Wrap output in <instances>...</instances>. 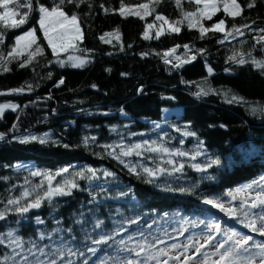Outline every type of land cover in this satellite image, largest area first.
<instances>
[{"label": "trees", "instance_id": "16d2710c", "mask_svg": "<svg viewBox=\"0 0 264 264\" xmlns=\"http://www.w3.org/2000/svg\"><path fill=\"white\" fill-rule=\"evenodd\" d=\"M56 2L38 0L48 7ZM250 2L237 0L242 9L239 17L226 16L221 6V11L211 20L202 23L210 28L225 19L226 31L234 25L244 24L255 30L264 29V0H256L255 7L249 9ZM36 3L34 0V7ZM141 3H148L150 9H155L144 19L122 17L119 14L121 0H76V3L64 5L69 16L77 15L82 31L83 39L76 51L90 58V62L81 68L68 66L66 61L63 67L56 63L39 31L38 12L33 11L28 23L20 28H7L0 22V33L5 37L4 43L0 44V53L5 56L15 43V37L29 28L37 29L36 35L44 48L43 55L28 67L20 68L18 61L0 63V93H4L0 94V101H13L18 106L0 117V134L4 135L0 139V209L9 198L20 196L25 187L32 188L43 182L44 190H47L45 178L32 176L33 171L55 174L69 168L67 178L71 179V173L81 168L96 169L98 178L91 182L94 191L99 193V186L103 185L107 189L106 195L111 197L101 196L97 203L89 205V192L93 189L89 188V181L79 180L84 191L77 189L71 196L54 197V205L44 202L40 209H32L23 217L9 213L0 220V233L14 230L25 249L33 242L40 247L59 246L63 242L66 248L85 252L86 244L92 246L85 241V232L92 231L95 219L104 221L105 233H110L117 223L136 220V223L125 224L127 232L115 239H126L127 236L138 239L137 234L143 232L150 239L159 237L163 240L165 244L160 246L181 245L189 237H201L206 234L209 223L219 224L221 235L235 230L264 241V237L251 233L236 218L204 203L205 197H218L226 206L238 205L239 201H231L228 193L264 177V114L259 111L264 107V71L250 62L239 65L228 60L234 52L244 53L246 58L251 52L253 58L264 60V41L257 43L260 33L244 29V35H229L225 39L224 32L213 31L201 39L198 29L189 30L185 21L179 34L165 31L157 39L155 32L161 25L155 19L157 14L175 21L181 18L182 12H194L196 5L191 0H181L180 7L175 0H162L159 4L150 0H123L126 7ZM25 10L19 11L22 14ZM140 11L143 15V10ZM147 24L155 27L148 30L150 38L144 39ZM105 33H112L105 37L110 43L100 39ZM185 44L191 51H185ZM176 45L180 47L170 54L173 63H178L176 56L187 59L196 55L197 59L179 68L166 64L163 53ZM199 49L204 52H198ZM144 53L147 55H142ZM59 56L63 60L66 58L65 53ZM5 67L10 70L5 72ZM208 68L212 69L211 74ZM61 79L64 82L57 86ZM28 85L32 86L31 91ZM201 87L216 92L199 97L194 95ZM18 88H24V91H10ZM233 95L241 98L240 102L228 103ZM167 108H179L180 113L167 120L164 129L159 130L156 122L162 118L161 111ZM252 108L258 109L255 114L250 110ZM185 131L195 135L185 136ZM45 134L48 135L45 144L20 142L26 136L42 137ZM85 137H95V140L85 144ZM145 140L163 143L172 151L179 150L188 155L170 157L144 152L143 156H137L133 152L123 157L124 164L108 155L113 149L120 154L117 145L130 148ZM106 145L113 147L106 149ZM197 151L201 155L192 159ZM148 156L152 159H146ZM168 159H173L176 166L183 164L184 167L182 172L157 177L159 186L147 183L142 175L138 177L125 167V164L136 165L140 170L141 164L159 165L171 170ZM213 159H219L220 163L204 171L192 167L194 164L204 167ZM105 170L114 173L115 178L105 177ZM63 178L57 176L53 185ZM164 185L174 189L190 188L191 191H164L161 190ZM121 192L127 195L120 197ZM23 205L24 201L21 202ZM37 216L43 224L36 223ZM81 219L87 221L83 228L75 223ZM56 221L61 223L57 225ZM56 227L65 231L53 233L52 240L47 236L43 241L39 240L41 232L48 233ZM69 228L72 229L70 234ZM7 245V240L0 244V257L11 254ZM112 255L114 249L103 244L95 255L85 252L83 258L74 259L80 264L84 260L100 264Z\"/></svg>", "mask_w": 264, "mask_h": 264}, {"label": "snow or ice", "instance_id": "6c2138e0", "mask_svg": "<svg viewBox=\"0 0 264 264\" xmlns=\"http://www.w3.org/2000/svg\"><path fill=\"white\" fill-rule=\"evenodd\" d=\"M150 2L153 4H159L162 0H150ZM175 2L176 5L180 7L181 0H175ZM191 2L196 5L195 11L182 12V16L178 20L169 21L163 14H157L155 16L157 21L162 22L160 29L155 32V37L157 39L165 34V31L168 33L179 34L181 31V25L186 21L189 30L193 28L198 29L201 39H203L206 34L213 31L224 32L225 39H228L229 35L233 37L236 35L242 36L244 35L243 30L247 29L258 31L260 33L257 37V43L264 41V29L255 30L252 29L249 24H244L240 27L234 25L231 30L227 31L225 29V19H220L218 22L212 24L210 28L203 25L202 21L211 20L217 12L221 11V6L226 16L232 18L241 16L242 9L237 3V0H191ZM66 3L73 4L76 3V0H57V2L51 7L45 6L43 3H38V0L35 7L34 0H0V9H3L0 11V22H3L4 26L7 28H20L28 23L29 16L33 11L38 12L39 31L43 35V40L47 42L48 48L51 49L53 56L56 58V63H59L63 67L66 62L60 58L59 54L67 52L69 49L77 50L79 42L83 39L82 31L78 24V17L76 14L69 16L65 12L64 5ZM255 3L256 0H251L247 7L249 9L253 8L255 7ZM78 6L79 4H77V7ZM20 9L26 10L21 14L19 11ZM140 10H143V15H141ZM105 11H107V9H105ZM153 11H155V9H150L148 3H141L135 7H126L123 4V0H121L119 14L122 17L138 16L140 19H144L145 16L150 15ZM165 24L167 25V29H164ZM154 27V24L146 25L145 31L143 32L144 39L150 38L148 30ZM36 32L37 29L29 28L21 35H17L15 37L14 45L7 52L6 56L3 53H0V63L18 61L19 67L25 68L28 67L38 56H42L44 48L39 43ZM110 35H112V33H105L100 39L105 43H110L109 40L105 39V37ZM4 39L5 37L3 33H0V44L4 43ZM178 47L180 46L176 45L163 53V59L166 64H171L173 68H179L184 64H188L197 59L196 55H190L187 59H181L179 56H176L175 59L178 63H173L170 54H174ZM183 47L186 52L191 51L188 44L183 45ZM82 51L87 52L90 50ZM197 51L200 53L204 52L203 49ZM142 55H147V53ZM228 60L239 65H244L250 62L253 67L264 71V60L253 58L251 52L247 54V58L244 53L234 52L228 57ZM67 62L68 66L81 68L90 62V58L85 55H70L67 57ZM9 70L10 69L7 67L4 68L5 72ZM225 71H228V69H225ZM208 72L211 74L212 69L208 68ZM49 76H51V73H49ZM63 82V79H61L57 86ZM93 87H95V85H93ZM28 90H32L31 85H28ZM10 91L23 92L24 88L11 89ZM215 92V89L201 87L199 91L194 93V95L199 97L201 95H208ZM225 95L227 96V93H225ZM240 99L241 98L233 95L227 102H240ZM17 107V105L11 104L0 105V112H3L5 108L16 110ZM250 110L255 114L258 109L252 108ZM259 111L261 114H264V107H260ZM183 134L185 136L195 135V133L188 131H185ZM3 138L4 135L0 134V139ZM90 140L94 141L95 137H85L83 142L87 144ZM29 141H39V143L45 144L48 143V135L45 134L42 137L26 136L20 139L21 143H27ZM53 143H59V141H53ZM181 143H183V141H181ZM65 147H67V145H65ZM110 147L113 146H105L106 149ZM116 147L121 149L120 154L117 155L115 149H113V151L108 152V155L113 156L122 164L125 163L123 157L130 156L133 152H135L137 156H143L144 152L162 153L170 157L173 155H188V153L179 150L172 151L164 146L163 143L158 144L156 141L148 140L143 141L142 144H135L130 148L126 145H117ZM125 148H127V150H124ZM141 149H143V151H141ZM198 155H201V152L197 151L195 155L192 156V159H195ZM146 159H152V157L148 156ZM167 163L172 165L171 170L159 165L156 167H148L141 164L139 165L140 170L137 169L136 165L125 164V167H128L129 171L138 177L142 175L147 183L159 186L156 180L157 177L162 174L172 175L174 173L182 172L184 167L183 164L176 166L173 159H168ZM219 163V159H213L210 163L204 165V167L196 164L192 165V167L196 168L198 171H204L206 168H209L212 165H218ZM68 174L69 168L61 169L55 174L41 173L39 171L31 172V175L34 177L43 176L45 178L47 190H44L43 182L32 188L25 187L20 196L9 198L4 208L0 209V220L5 219L9 213H15L23 217L32 209H40L44 202H48L49 205H54V197L71 196L73 190L77 189L84 191L85 189L81 188V185L78 182L79 180L89 181V188L93 189V191L89 192V205L97 203L101 196H104L105 199L111 198L106 195L107 189H105L103 185L99 186L101 189L99 193L94 191V186L91 182L98 178L96 169L88 167L81 168L79 171L71 173V179L67 178ZM57 176L64 178L56 181L54 186L53 181ZM104 176L115 178V174L107 170L104 171ZM207 178L211 179L212 177ZM161 190L179 192L191 191L190 188L181 187L174 189L168 185H164ZM41 192L43 193L42 195L40 194ZM126 195L127 193H119L120 197ZM228 195L231 197V201L238 200L239 204L226 206V204L218 197H205L204 203L226 212L229 216L236 218L238 223L249 229L251 233L259 234L264 237V177H260L259 180L253 181L251 184L238 189L234 193H228ZM22 201H24L23 206H21ZM53 210L55 209L53 208ZM80 215L83 217L84 213L81 212ZM35 219L37 224L44 223L39 216ZM136 222V220H128L125 224ZM56 223L59 225L61 221H56ZM75 223L83 228L85 224H87V221L81 219L76 220ZM201 223H204V221H201ZM125 224L117 223L110 233H105L103 231L104 221L95 219L92 223V231L85 232V241L90 242V245H92L88 246L86 244L85 252L95 255L100 245L109 244V246L114 249V255L109 256L106 260H102L100 264H264V241H257L254 235L244 234L235 230H231L230 232L221 235L222 229L219 224L209 223L205 235L195 239L189 237L188 243L183 245L173 243L167 246H160L164 245L165 242L159 237L150 239L149 237H146L143 232L137 234L139 237L138 239H134L132 236H127L126 239L122 238L116 240L115 237L119 236L121 233L127 232ZM64 231L65 229L56 227L51 232H41L38 238L43 241L45 236H47L49 240H52L53 233L61 234ZM67 232L70 234L72 229H67ZM97 235L98 238H94ZM5 240L8 241L7 246L11 249V254L0 257V264H80V261L74 258H83L85 255V252L74 250L71 247L66 248L63 242H61L59 246L53 244L51 246L44 245L43 247H40L33 242L31 247L25 249L23 242L18 236L14 235V230L12 229L6 234L0 233V244H4ZM178 249H182V251H179ZM83 264H90V261L84 260Z\"/></svg>", "mask_w": 264, "mask_h": 264}, {"label": "rangeland", "instance_id": "374dc122", "mask_svg": "<svg viewBox=\"0 0 264 264\" xmlns=\"http://www.w3.org/2000/svg\"><path fill=\"white\" fill-rule=\"evenodd\" d=\"M38 22V21H37ZM159 24H161L162 22L159 21L158 22ZM158 24V25H159ZM164 26H166V29H167V25L165 24ZM21 35V34H20ZM80 43V42H79ZM14 45V44H13ZM78 47H79V44H78ZM66 54V58H65V61L67 62V57L68 56H81L79 53H77L76 50H72V49H69L67 52H62L60 54ZM68 64V62H67ZM5 104H11V105H17L15 102L13 101H0V105H5ZM7 110H13L12 108H5L3 112H0V117L3 115V113ZM179 108H167V109H164L162 112V118L160 121L156 122V126L159 130H163L164 127H165V122L172 117V116H178L180 111ZM202 237V236H201ZM194 239L197 238V237H193ZM185 243H188V239H185L181 242V245L185 244ZM179 251H182V249H178ZM191 251V249H190ZM175 254V253H173Z\"/></svg>", "mask_w": 264, "mask_h": 264}]
</instances>
